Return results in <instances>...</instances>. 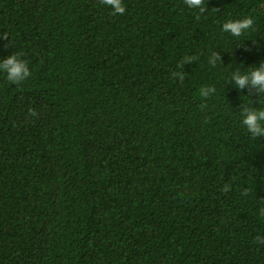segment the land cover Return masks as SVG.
<instances>
[{"label":"trees","instance_id":"16d2710c","mask_svg":"<svg viewBox=\"0 0 264 264\" xmlns=\"http://www.w3.org/2000/svg\"><path fill=\"white\" fill-rule=\"evenodd\" d=\"M205 2L0 0V61L32 73L0 72V264H264V137L240 116L264 96L230 83L264 62V0Z\"/></svg>","mask_w":264,"mask_h":264},{"label":"clouds","instance_id":"9594fccd","mask_svg":"<svg viewBox=\"0 0 264 264\" xmlns=\"http://www.w3.org/2000/svg\"><path fill=\"white\" fill-rule=\"evenodd\" d=\"M99 3L110 8L112 15L123 16L126 13L124 0H99ZM183 3L187 8L198 12L197 18L208 10L205 0H183ZM254 27V19L252 17H245L240 20L226 21L222 25V31L239 38L249 31L254 30ZM0 38L9 40V34L5 32L0 35ZM196 59V57L185 56L178 65L181 71L173 72L172 76L174 78L179 77V80L183 82L186 74L183 71L184 65L192 63ZM217 61L222 62V58L219 53H213L209 63L215 67ZM0 72L6 73L7 80L13 85L22 84L32 75L28 62L21 59L15 53L0 61ZM230 83H233L240 91L244 89L254 90L253 95L258 94L259 96H264V62L258 67L249 68V71L246 72H242L237 68L231 76ZM214 92V88L201 89V95L203 97H208L210 93ZM241 107V123L247 129V132L251 134L253 139L264 137V107L258 109L249 107L248 104L242 105ZM29 114L33 116L38 115L34 109H29ZM228 190L229 186L225 185L224 191ZM260 216L264 217V208L260 209ZM256 240L257 242L264 243V239L260 237H257Z\"/></svg>","mask_w":264,"mask_h":264}]
</instances>
